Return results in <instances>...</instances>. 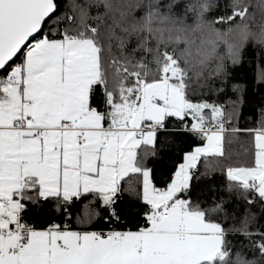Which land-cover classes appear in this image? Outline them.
Listing matches in <instances>:
<instances>
[{"label": "snow or ice", "instance_id": "obj_1", "mask_svg": "<svg viewBox=\"0 0 264 264\" xmlns=\"http://www.w3.org/2000/svg\"><path fill=\"white\" fill-rule=\"evenodd\" d=\"M249 43L264 48V0H0V264H264V230L251 227L264 122L235 127L206 97L225 90V60L238 64ZM244 131L251 163L222 171L248 207L226 227V201L193 199V184L201 160L226 159V136ZM164 133L199 143L158 187L148 160ZM83 198L104 214L90 210L79 230L24 219L48 201L70 218Z\"/></svg>", "mask_w": 264, "mask_h": 264}, {"label": "trees", "instance_id": "obj_2", "mask_svg": "<svg viewBox=\"0 0 264 264\" xmlns=\"http://www.w3.org/2000/svg\"><path fill=\"white\" fill-rule=\"evenodd\" d=\"M255 2V0H254ZM213 11L209 15H215ZM259 22V16L257 17ZM216 39L205 35L195 37L196 43L199 44L201 39ZM217 51L221 55L227 53V47L223 41H217ZM183 47V45H181ZM19 62V61H18ZM215 61H213V64ZM228 71V80L225 84V90L220 93L207 91L206 97L217 103L225 106L227 113L233 117V126L245 130H255L264 122V48L254 47L249 43L241 52L240 62L232 65L227 59L225 60ZM218 83V82H216ZM239 85L240 90L233 91L232 86ZM174 127V124H173ZM178 127V125L176 126ZM253 137L249 131L237 133L232 137L226 136V159L208 158L212 164L211 168L217 172L207 175L204 178L199 177L194 180L193 184V199H200L202 202H208L212 198H223L226 201V207L229 212V217L225 221L226 227L233 225L239 226V219L244 214L248 207L245 200L242 198L239 191H228V181L223 174V169L227 166L247 165L251 161H247L245 154L248 150V145L251 143L249 138ZM161 145L158 148L155 157H149L148 166L153 169L155 182L158 187H164L169 181L177 164L181 162V157L184 151L194 146V143H199V140L189 135H174L164 133L160 136ZM230 141V142H229ZM249 143V144H248ZM206 160L202 159L201 164ZM199 164V165H201ZM198 165V166H199ZM199 168V167H198ZM200 172V171H199ZM133 187L138 185V178H132ZM235 188V184L233 185ZM128 195L125 194L124 200H128ZM53 201L42 202L41 206L28 205V209L24 214V219L38 229H45L53 221L58 223L67 222L71 229L79 230V221L92 209H96L103 215V210L99 208V202L89 203V199L83 198L76 201L69 209L70 218L63 213H55L52 211ZM252 212L256 216V221L251 226L253 230H264V205L256 204L252 207ZM235 214L236 219L233 220L232 214ZM223 220V217H220ZM127 223L128 228H135L138 223ZM94 227H105L102 220H97ZM229 241L236 248L241 244H246L247 241L242 235H229ZM245 252L249 259L253 258V253ZM259 259L258 255L256 256Z\"/></svg>", "mask_w": 264, "mask_h": 264}, {"label": "rangeland", "instance_id": "obj_3", "mask_svg": "<svg viewBox=\"0 0 264 264\" xmlns=\"http://www.w3.org/2000/svg\"><path fill=\"white\" fill-rule=\"evenodd\" d=\"M249 141L251 142L249 145H248V150H247V153L245 154L246 158H247V161H252L253 159V156H252V150H253V144H254V137H250L249 138ZM201 164V163H200ZM211 162L209 160H206L203 164L199 165V171L200 173H204L205 171H207V175L209 174H212L214 172H217L216 169H212L210 166H211ZM206 175V176H207ZM204 175H201L200 177L201 178H204L206 177Z\"/></svg>", "mask_w": 264, "mask_h": 264}, {"label": "crops", "instance_id": "obj_4", "mask_svg": "<svg viewBox=\"0 0 264 264\" xmlns=\"http://www.w3.org/2000/svg\"><path fill=\"white\" fill-rule=\"evenodd\" d=\"M173 124H174V127H176L177 125L175 124V122H173ZM40 230H43V229H40Z\"/></svg>", "mask_w": 264, "mask_h": 264}]
</instances>
